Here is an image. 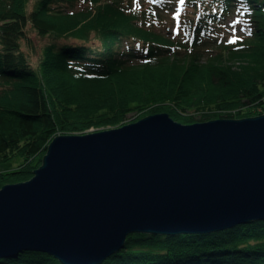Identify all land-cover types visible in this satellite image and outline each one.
Here are the masks:
<instances>
[{
  "label": "trees",
  "instance_id": "obj_1",
  "mask_svg": "<svg viewBox=\"0 0 264 264\" xmlns=\"http://www.w3.org/2000/svg\"><path fill=\"white\" fill-rule=\"evenodd\" d=\"M31 1L0 0V163L20 159L0 172V189L30 180L56 136L118 127L133 112L182 124L264 113V0ZM237 14L244 28L226 38L222 24ZM29 28L59 41L38 51ZM0 264L62 263L22 250ZM102 264H264V222L132 234Z\"/></svg>",
  "mask_w": 264,
  "mask_h": 264
},
{
  "label": "water",
  "instance_id": "obj_2",
  "mask_svg": "<svg viewBox=\"0 0 264 264\" xmlns=\"http://www.w3.org/2000/svg\"><path fill=\"white\" fill-rule=\"evenodd\" d=\"M264 222V113L193 124L168 113L58 135L0 189V259L22 250L102 264L128 236L208 235Z\"/></svg>",
  "mask_w": 264,
  "mask_h": 264
},
{
  "label": "rangeland",
  "instance_id": "obj_3",
  "mask_svg": "<svg viewBox=\"0 0 264 264\" xmlns=\"http://www.w3.org/2000/svg\"><path fill=\"white\" fill-rule=\"evenodd\" d=\"M32 1H31L30 5H32V3H33ZM30 7L32 8L33 6H30ZM168 12H172V11L168 10ZM172 18H173V13L168 14L167 23L173 24V21H170ZM241 24H243V22H242V19H239V15H238V17H236V19H235V16L228 17L226 19L225 23L223 22V24H222V30H223L222 32H223L224 36L226 38L236 36L241 31V30H238V29L242 28ZM165 28L166 27L163 26V24H162V25H159V27H157L156 30L164 31ZM28 31H29V35L36 41V45L38 46V51H40L41 48L43 49L46 45L55 44V42L59 41L58 39H55L52 36L43 37V36L37 35L36 31H34L31 28H29ZM61 41L63 44H68L67 40H61ZM23 51L27 54L26 57L29 58V62L34 67H37L38 59H39L38 53L35 54L34 56H31V54L29 53L30 52L29 48L23 49ZM259 111L263 112L262 109H259ZM189 112H194V111L190 110ZM198 114L195 113V115H198ZM138 116H139V113H137V112L127 114V116H125V119L121 125H125V124L135 122V120L137 119ZM106 129H112V127H91L89 129L85 130L84 134L91 133V132H97V131H101V130H106ZM66 135H71V134H66ZM19 162H20V159L16 158V157L11 158L5 162H1L0 163V172H4V171H8V170H12V169L17 168L19 165Z\"/></svg>",
  "mask_w": 264,
  "mask_h": 264
},
{
  "label": "clouds",
  "instance_id": "obj_4",
  "mask_svg": "<svg viewBox=\"0 0 264 264\" xmlns=\"http://www.w3.org/2000/svg\"><path fill=\"white\" fill-rule=\"evenodd\" d=\"M91 133H93V132H91ZM87 134V133H86Z\"/></svg>",
  "mask_w": 264,
  "mask_h": 264
},
{
  "label": "snow or ice",
  "instance_id": "obj_5",
  "mask_svg": "<svg viewBox=\"0 0 264 264\" xmlns=\"http://www.w3.org/2000/svg\"><path fill=\"white\" fill-rule=\"evenodd\" d=\"M250 34V33H249Z\"/></svg>",
  "mask_w": 264,
  "mask_h": 264
}]
</instances>
